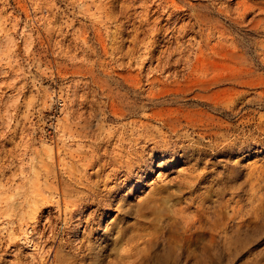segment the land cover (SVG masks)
<instances>
[{
    "label": "rangeland",
    "instance_id": "374dc122",
    "mask_svg": "<svg viewBox=\"0 0 264 264\" xmlns=\"http://www.w3.org/2000/svg\"><path fill=\"white\" fill-rule=\"evenodd\" d=\"M36 1L40 0H0V264H35L32 250L25 248L20 241L10 239L8 232L16 228L19 221L24 222L18 220V217L24 216L23 219L28 224H32L33 219L27 217L31 208H23L18 202L22 193L31 190L34 185L33 179L27 181L24 176L26 174L31 176L33 172L39 171L44 166L52 168L51 170L57 171L63 177L69 173L83 176L82 179L88 180L86 182H89L96 194H103L110 188L114 191L109 196H98L103 203L109 202L108 206H101L95 200L84 211L85 217L90 221L88 230L85 229V223L77 228L71 225L68 232L66 229L62 230L60 217L53 212L55 216L52 222L59 234L57 241L63 244L64 260L58 263L199 264L196 258L183 260L175 256L178 240L183 236L186 213L184 215L169 212L168 216L160 215L161 217L153 219L152 216L136 215L132 207L157 185L165 186L172 192L173 199L170 203L190 204L198 193L183 182V177L200 173L205 175L206 184L210 183L213 192L211 200L217 199L216 192L222 188L224 191L222 198H229L227 201L231 204L229 206L236 205L243 213L252 212L246 214L252 220L247 228L248 231L231 234L230 228L224 226L221 229L213 226L210 230L212 238L205 244L206 252L214 254L221 264H264V0H183L180 3V9H184L181 13L188 11L191 15L189 18L193 20H189L184 14L183 22L178 21V24L189 23L187 26H190V23L195 21L194 29L197 30L198 22H202L201 32L203 34L212 32L208 48L202 46L204 39L201 40L199 34L192 41V50L189 51L190 64L193 63L196 54H200L199 45L202 46L205 55L207 52V55L213 54L209 49L216 46L217 41L220 40L219 33L213 29L214 25H218L219 30L223 32L221 47L234 46V51L238 55L237 60L234 61L240 62L237 67L240 65L238 68L253 70L247 75L236 74L233 76L235 82L232 84L221 82L218 87H212L206 93L198 92L210 97L211 91H218L220 95L216 101L218 109H213L211 106L204 107L195 101L185 104L188 111L186 117L188 119L190 117L195 128H200L196 131L202 132L204 127L210 128L211 131L216 129L213 131L214 141L216 143L222 141L223 144L234 142L233 146L217 153L211 151L212 155L208 150L207 155L196 159L197 153L194 150L198 147L196 141L199 140V145H205L210 139L201 138V133L193 132L183 143H176L177 147L166 144L151 149L150 141H141L139 146H136L137 152L126 154L127 156L122 157L120 161H117L118 154L127 150L125 140L130 134L129 128H132L129 122L138 118L134 114L140 111L138 108L140 100L146 101L144 95L149 86L145 85L144 81L141 87H144L145 91H141L140 88L126 90L123 86H119L115 100L122 101L121 108L125 110V115L118 120H104L99 110L104 109V105L109 103L94 81L104 77L101 63L105 64L106 68H112L117 73L125 75L128 70L132 73L137 72L136 64L141 60H144L141 69L143 80L149 71L159 79L164 78L168 70L156 67V63L157 57L164 55L160 52L165 50L166 46L176 45L175 39H171L168 44L166 42L169 35L165 30L167 26L165 18L170 8L165 7L163 10L159 6L152 15V18H162V20L159 24L161 29L155 36V43L149 53L144 51V45H133L129 40V33H124L122 39H118L123 40L118 42L120 49L112 53L109 49L108 53L104 54L95 41L91 27L87 28L89 33L84 44L72 33L71 26L76 29L82 24L90 25L87 19L78 17L81 15L78 10L80 5L76 4V6L70 0H48V5L42 4L43 9L48 7V11L40 19L43 13L36 7ZM212 1H215V7L211 5ZM163 5H170V2H162ZM135 11H140V8ZM239 15L242 16V21L237 22L235 19ZM69 23L72 24L70 27L67 26ZM130 28V25H126V32ZM59 29L62 30L60 35ZM101 29L105 35L103 27ZM108 30L112 32L114 29L110 27ZM193 35L192 32H188L182 41ZM63 36L65 40H61ZM131 46L135 48L134 52L131 51ZM214 57L216 62L221 60L219 68L223 70L221 72H227L226 67L235 66L232 58L228 57L226 60V57L218 55ZM114 58H119L121 65L118 66L119 62H114ZM172 70L173 67H170V71ZM176 70L177 80L181 83L184 82L182 78L191 73L187 62L183 61L176 65ZM114 79L120 81L118 77ZM109 84L112 90H117L114 89L116 87L114 82ZM230 91L232 93L229 95ZM194 94L195 92H186L185 97L191 98ZM175 97L172 94L165 95L160 97L161 99H153L157 105L148 102L147 106L151 108L153 106V109L167 107L166 104ZM185 97L177 96L179 102L176 104H181V100ZM204 101L215 105L206 99ZM134 105L138 109L135 110ZM222 110L232 111L235 115L227 119L226 115L222 114ZM104 113L112 115V109H105ZM152 120L148 122L152 129L160 130L168 140H175L170 124L159 129V123ZM245 120L248 121L247 125ZM100 124L103 129L98 127ZM224 124L229 125V128L225 129ZM108 128H112L116 134L124 130L122 135L124 142L119 143L118 139H111L105 146L108 153L102 157V160L86 166L92 151L91 145H94V140V143L97 142V135L100 134L98 132L102 133V137ZM191 130L192 128L188 129L189 132ZM92 135L94 138L91 137ZM170 135L173 137L170 138ZM101 153L99 149L93 154ZM114 158L116 160H112ZM41 159L44 163H40ZM69 169L73 173L69 172ZM43 182L44 180L40 179L39 184L34 185L35 188L41 184L45 186ZM194 206L188 212H193ZM51 207L40 208L43 210L41 213L40 210L38 211L43 215L41 222L47 213L46 210ZM159 220L170 221L171 227L161 229ZM235 221H239V218H235ZM155 235L162 236L154 240L152 245L145 242ZM192 241L191 248L197 249L196 240Z\"/></svg>",
    "mask_w": 264,
    "mask_h": 264
},
{
    "label": "bare ground",
    "instance_id": "6f19581e",
    "mask_svg": "<svg viewBox=\"0 0 264 264\" xmlns=\"http://www.w3.org/2000/svg\"><path fill=\"white\" fill-rule=\"evenodd\" d=\"M70 1L72 2V4L80 5V8H78V10H79L81 15H79L78 17L87 19L90 22V25H86V24L83 25L82 24L76 29H74L73 26H71L72 24H70V23L67 26L68 27L71 26V30L73 29L72 33L75 34L77 40L81 41L83 44L87 42V37H88V33H89V30L87 28L91 27V29L95 35V41H96V43H98L100 45L104 54H107L109 49L111 50V53L114 51H118L117 49H120V44H118V42L123 41V40H118V39H120V38L122 39L124 33H129V40L132 42L133 45L134 44H136L138 46L144 45V51L150 52L151 47L155 43L154 38L159 33V31L161 29V27H159V24L161 23V20H162V18H152V15L154 13H156L159 6H161L163 10L165 7L170 8V11L167 13V17L165 18V21L167 24V26H165V30H166L167 35H169L166 42L168 44L171 41V39H175L176 45L174 47L166 46L165 50L160 52V54L162 53L164 55L162 57H159L160 56L159 55L157 57V63H156V67H161L162 69L168 70V72L164 78L159 79V78L155 77V75H153V73L151 71H149L148 73L145 74V79L143 80V74H141V69H142V65H143L144 60H141L138 64H136L137 65L136 68L138 70L137 72L132 73V72H129L130 70H128V73L125 75L117 73L112 68L108 69V68H106L105 64L101 63L102 72H103L104 77H100L98 81H94L96 86L101 89L103 95L105 96L104 98L109 103V104L107 103L108 105H104V109L99 110V114L101 113L103 115L102 119H104V120H106V119L118 120L125 115V110H123L121 108L122 101L117 102L115 100L116 95L118 94L117 91H119V86H123V88H125L126 90H129L130 88H132V89L140 88L141 91H145V89H143L144 87L143 88L141 87L143 81H144L145 85L149 86L147 91H145L146 93L144 95V98L146 99V101L140 100V104L138 106L140 111L138 114L136 112L134 114V116L138 117V118H134L129 122V124L131 125L132 128H129V129H131L130 134L128 133L129 136L125 140V141H127L126 142L127 143V146H126L127 150L126 151L120 150L121 152L118 154L119 160H117V161H120L122 157L127 156L126 154L131 155L132 153L137 152L138 149L136 146L138 144H140L141 141L142 142L150 141V143H152V146L149 148H151V149L157 148L158 146L159 147L164 146L166 144H170V146L171 145L176 146L175 145L176 143H181V142L183 143L186 140V138L191 136V134L193 132L198 133V134L201 133V135H200L201 138L209 137V139H210L209 143L205 144V145H199V143H200L199 140L196 141L198 143L197 144L198 147L194 148V150L197 153L196 159L201 158L202 155H207L208 150L211 154V151L213 153H217L220 151L228 150L227 148H229L230 146H233L234 142H231L230 144H223L222 141L219 143H216V141H214V138H213V133H214L213 131H215L216 129L211 131L210 128L203 126L205 129L202 132L196 131L200 128H195L194 124H192V122H191L190 117H189L190 120L186 117L188 111H187V107L185 106V104L187 102L195 101L197 104H201L204 107L211 106L213 109H218V107L216 105V104H218L216 102L218 99V96H220V95H218L219 94L218 91H211L210 97H207L204 94H198V92L199 93H206L209 90H211L212 87L217 86L221 82H227L229 84H232L233 82H235V81H233V76H236V74L237 75H247V74H250L253 72V70L249 71V68H247V69L246 68H238L240 65L237 67L238 63H240V62L234 61V59L237 60L236 58L238 57L237 52L234 51V46L231 48L221 47L220 40L222 39L221 36L223 35V32H221L219 30L218 25H214L213 29L219 33V37H220L219 39L220 40L217 41L216 46L210 47L209 50H211L213 54L207 55L208 52L206 51L207 54L205 55V53L201 49V47L204 46L205 48H208V44L210 43V39L212 38V35H211L212 32L210 31L209 33L203 34L201 32L202 26H200L201 25L200 23H202V22L199 23L197 21L198 20L197 18H195L196 22H198L197 30L194 29L195 21L190 23V26H187L189 23L188 24L182 23L183 19H184L183 18L184 14H186L188 16V18L191 17V15L188 13V11L184 12L183 14L181 13V10L183 8L180 9V7H181L180 3L183 0H70ZM162 2H170V5H166V6L163 5L162 6ZM35 4H36V7L39 10H41L43 13V15L40 18V19H42L44 17V13H47V11H48L47 10L48 7H45L46 9H43V6L48 5L49 1L48 0H40L39 2H37ZM42 4H43V6H42ZM165 4H167V3H165ZM243 4H245V3H243ZM211 5L215 7L216 6L215 1H212ZM137 8H140V11L136 12L135 9H137ZM177 9H179L180 11H178ZM92 10H93V12H91ZM196 14L198 15V13H196ZM194 17H196V16H194ZM241 18H242V16L239 15V17H237V19H235V20L237 22H239V20L242 21ZM190 19H192V18H189V20ZM229 20H231V19H229ZM178 21L179 22L182 21V22L180 24H178ZM126 25L131 26V28L128 32H126V30H125ZM102 27H103L105 35H103L102 29H101ZM110 27H113V29H114V30H112V32H110V30H108V28H110ZM61 29H59V35L61 34V31H62ZM188 32H192L194 35L190 38H186L185 41H182V39L186 37ZM198 34H199V37L201 40L204 39L203 40L204 45H202V46L199 45L198 50H200V54L196 52L197 54L194 58V61H193V63L190 64L189 62H190L191 58H189V53H190L189 51L192 50V46H193L192 41L195 39V37ZM61 40H65V36H63L61 38ZM115 44H118V45H116L114 47L113 45H115ZM131 48H132V46H131ZM196 48H194V49H196ZM131 51L134 52L135 48H132ZM136 51H138V50H136ZM209 53H210V51H209ZM95 55H97V53H95ZM213 55L226 57V60L228 59V57H229V59L232 58V62L234 63L235 66H231L229 68L226 67L227 72H221V71H223V70H219L220 65H221L220 64L221 60H218V62H216V58ZM150 58L152 59V57H150ZM113 60H114V62H119L118 66L121 65L119 58H114ZM182 61L187 62L188 67L191 70L190 75L182 78L184 81L183 83H181L177 80L178 77H177V70H176V65L181 64ZM208 64H210V65L207 66ZM241 64H243V63H241ZM126 67L129 68V66H126ZM170 67H173L172 71H170ZM121 68H123V67H121ZM182 68H184V67H182ZM114 77L120 78V81L114 79ZM109 82H114L116 84V87L114 88V89H117L116 91H114L110 88ZM141 91H139V93ZM125 92L129 93L128 91H125ZM186 92H195V94H194V96L192 95L191 98H188V97L186 98L185 97ZM230 93H232V92L230 91L229 95H230ZM171 94L176 96V97L182 96L185 98L182 99L181 104H178V105L176 103L179 102V99H177L175 97V98H173V100L171 102L166 104L167 107L161 106L158 109H153V106H152V108L147 106L148 102L149 103L153 102V99H156V98L161 99L160 97L165 96V95H171ZM170 98H172V97H170ZM204 99H206L208 102L214 103L215 105H210L209 103L204 101ZM133 104H134V102H133ZM133 104L131 106H133ZM154 104H156V103H154ZM173 105H175L176 107H173ZM138 108H136L134 105L135 110ZM105 109H112V115H106L104 113ZM223 109H225V108H223ZM203 111L204 110L202 109V112ZM194 113H196V111ZM222 114L226 115L227 119L230 118L231 116L235 115V113H233L232 111H227V110L226 111L222 110ZM191 118L193 119L194 117H191ZM152 119H154L155 121H157L159 123V126H158L159 129H162L165 126H167V124H170L171 130L174 132L175 140L174 141H173V139L168 140L166 138L167 136L164 135V133H161L160 130L156 129V131H155L154 129H152L150 127V125L148 124L149 120H152ZM199 119H197V120L199 121ZM202 122H203V120L201 121V123ZM247 122L248 121L245 120L246 125L248 124ZM206 124H208V123H206ZM84 125L85 124H83V127H84ZM224 125H222V126H224ZM222 126H221V128H222ZM98 127L100 129H103V126L101 124ZM196 127H198V126H196ZM208 127H210V126H208ZM216 127H218V126H216ZM224 127H225V129H227V128H229V125H225ZM233 127H234V125L231 126V128H233ZM119 128H121V127H119ZM189 128H192L191 132L188 131ZM219 128H220V126H219ZM165 129H167V128H165ZM86 131L89 132L88 130H86ZM75 132H77V131H75ZM98 133H100V134L97 135V142L94 143V141H95L94 140L93 141L94 145L93 146L91 145V147H92L91 150L93 152L91 151L90 159L86 158V159H88L86 162V166H91L93 164L99 163L102 160V157L108 153V149L105 146H107L108 143H110L111 139L114 140L116 138V139H118L119 143H122V141L124 142V139L122 137V135H124V130H120L119 133L116 134V132H114L112 128H108L102 137H101L102 133L101 132H98ZM77 134H79V133H77ZM86 135H87V133H86ZM86 135H84V136H86ZM214 135H216V134H214ZM171 136L172 135H170V138H171ZM91 137L94 138V135H92ZM232 137H234V136H232ZM251 138H252V136H251ZM246 139H247V137H246ZM250 139H249V141H252ZM238 145H240V144H238ZM183 148H184V146H183ZM232 148H234V147H232ZM99 149L102 151L101 154H99V155H95L96 153L93 154L95 151H98ZM169 151H170V149H169ZM187 151H189V150H187ZM221 153H223V152H221ZM137 154L138 153H136V155ZM82 155H84V154H82ZM134 155H132V156H134ZM211 155H208V156H211ZM128 158H130V157H128ZM112 160H116V159L114 158ZM134 161H136V160L134 159ZM41 162L44 163L42 159L40 160V163ZM121 162H123V161H121ZM128 163H129V160H128ZM42 165H40V166H42ZM100 165L102 166L101 163H100ZM119 165H121V164H119ZM127 165H129V164H127ZM51 169H50V167L44 166V168H41L39 171L33 172L31 176H29V174L28 175L26 174L24 176V178L27 181H30L31 179H33L35 186L38 185L39 180L42 179V180H44L43 183H45L44 184L45 186H42V184L40 185L41 187L37 186L36 188L34 185H32V187L30 186L31 190H29V191L25 190L21 195V200L18 202V204L19 205L21 204V206L23 208H25V207L31 208V211L27 213V217L30 219H33L34 222L30 220L32 222V224H28L26 222V220L23 219L24 216L21 218L18 217V220H23L24 222L19 221V223L17 224V227L14 228L12 231L8 232V237L10 239L20 241L22 243V245H24L25 248L27 247V248H30L32 250V252H31L32 257H33L32 259H33V263H35V264H61L58 262L64 260L63 259L64 256L62 253L63 244L59 243L57 241L59 239V234L57 232L56 226H54L55 225L54 222H52V218H53V216H55V215H53V212H56V214H58V216L60 217V220L63 224L62 230L66 229V231L68 232L69 231L68 229H70L71 225H73V226H75V228H77L80 225H82L83 223L86 224L85 229L88 230V227L90 226V221H89V218L85 217L84 211L95 200H97L98 204H100L101 206L102 205L108 206L109 202L106 201L103 203L102 199H99L98 196H100V197H101V195L109 196L114 192V191H112V188H110V189L106 188L108 190L107 191L105 190V192L103 194H101V193L96 194L95 191L92 189V186L89 184V182H86L88 180L84 181L82 179L83 176L81 177V176H78L76 174L69 173V175H67L66 177H63V176H61L62 174H59L57 171H53ZM124 171H126V170H124ZM69 172H72V171L70 170ZM30 173H31V171H30ZM112 175L114 176V173ZM233 179H235V178H233ZM183 182H185L187 184V186L191 187L193 190H195V192L198 193L195 198L192 199V197H191L192 200H191L190 204L185 203L184 205H182L181 203L180 204L170 203L173 199L172 192H170V190H168L167 187H165V186L157 185V186H154L152 189H150V192H148L144 197H142V199L140 201L136 202L133 205V207H132L133 213H135L136 215L142 216V217H148V216L151 217L152 216L151 218H153V219L161 217L160 215L168 216L169 212H174L176 214L182 213L184 215L186 213L187 214V220H185V222L183 223V225H184L183 236L180 237V240H178L179 245L177 247V251H175V254H176L175 256L177 258L180 257L183 260H189V258H196V260H197V262H199V264H214V263L221 264V262H219V259L217 257H215L214 254H208L205 250L206 241H209L212 238L210 230H212L213 226L220 227L221 229L225 226V228H227V229L230 228V230L232 231V232L230 231L231 234L236 233V232H241L244 230L248 231L247 228L251 225L252 220L249 216H246V214H251L252 212H247V213L244 212L243 213L242 209L238 208V206L237 207H236V205L229 206V205H231L230 203L227 202L229 200V198L228 199L225 198L226 200L222 198V195L224 192L222 188H220V190H218L216 192V195L218 196L217 199L211 200V198H212L211 196L213 195L212 194L213 192H212L211 187L209 185L210 183L206 184L207 180H206L205 175H203V174L198 173L197 175H193V176L189 175V176L183 177ZM221 183H223V182L221 181ZM228 185H231V184H228ZM104 187H105V185H104ZM218 187H220V186H218ZM222 187H224V186H222ZM101 191H99V192H101ZM231 191H235V190H231ZM97 192H98V190H97ZM232 197H234V196H232ZM220 198H222V199H220ZM104 200H107V199L104 198ZM1 202H3V201H1ZM193 205H195L194 211L191 213L188 212L189 209ZM259 205L261 206L260 203H259ZM45 206L46 207L52 206V207L48 208V210H46L47 213L43 218L44 219L43 222H41V219H42L41 217H43V215L39 214L38 211L40 210L39 212L41 213L43 210H41L40 208L41 207L43 208ZM256 207H257V205H256ZM253 210L254 209H252V211ZM1 214H3V213H1ZM255 216H256V213H255ZM237 217L239 218V221L236 222L235 218H237ZM39 222H41L39 224L40 228H39V225L37 226V224ZM159 224H160L161 229L171 227L170 221L162 220V221H160ZM162 235H158V236L155 235V237L153 236L152 238L147 239L145 242L149 243V245L150 244L152 245V242L154 240L159 239ZM207 237H209V238H207ZM14 240H12V241H14ZM192 240H196V243H195V241H194V243L196 244L197 249L191 248L190 243L193 242ZM66 256L68 258L70 257L68 255H66ZM71 260L73 261V259H71ZM187 262H189V261H187ZM186 264H188V263H186Z\"/></svg>",
    "mask_w": 264,
    "mask_h": 264
}]
</instances>
